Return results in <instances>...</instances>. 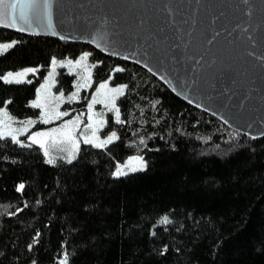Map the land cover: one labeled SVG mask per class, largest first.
Here are the masks:
<instances>
[{
  "label": "snow or ice",
  "instance_id": "6c2138e0",
  "mask_svg": "<svg viewBox=\"0 0 264 264\" xmlns=\"http://www.w3.org/2000/svg\"><path fill=\"white\" fill-rule=\"evenodd\" d=\"M242 3L246 19L237 23L226 10L240 9L241 4L227 0H89L87 5L65 0H0V26L31 34L51 33L65 42L59 52H49L39 63L21 64L0 73V86L13 93L0 94V177L11 171L10 166L23 162L22 150L27 149L29 154L35 150L42 154L46 165L63 164L65 171L71 173L70 176L61 173L64 179L57 180L59 187L54 191L63 196L73 186L87 185L83 188L86 195L81 197V207L96 212L100 210L99 201L87 179L93 165L86 159L93 149L98 150L97 156L103 155L109 160L107 175L112 178V188L122 186L126 178L151 169L152 154L160 151L159 144L150 148L147 142L156 136L155 132L137 135L138 130L134 129V138L127 141L130 154L121 159H116L109 150L110 146L119 147L116 142L121 141V132L112 126L106 113L112 114L111 120L116 125L123 126L126 121L120 98H126L130 89L139 95L142 88L138 74L124 82L110 83L117 73L128 69L121 62L108 66L107 56L96 54L97 49L143 65L149 72H155L172 92H177L182 85L214 99L221 107L237 108L242 117L252 121L247 125L250 129L256 121L264 125V0H259V4L249 0ZM66 9L71 13L65 17L70 25L68 33L59 30L55 21L57 11L63 15ZM76 42L85 43L77 47ZM19 43L14 38L0 42V54ZM133 45L135 52L125 50ZM105 67L106 78L94 83L98 71ZM161 68H167L168 72L160 74ZM62 80L66 87L61 86ZM25 85L32 87L25 88ZM90 88H94L89 93L91 98L82 109L62 107L85 99L82 89ZM179 94L184 95L182 89ZM162 99V96L154 98L146 106L159 112ZM17 103L21 111L32 114H14L12 106ZM97 104L103 107L98 109ZM135 109L140 113L143 129L149 123L144 119V106L137 104ZM163 119L153 116L150 123L159 125ZM220 119L225 121L223 115ZM38 123L47 127H34ZM248 135L254 143L253 133ZM255 135L264 137V132L257 131ZM232 136L239 140L236 132ZM252 151L255 152L254 147ZM26 183L22 179L14 181L13 187L23 195ZM224 183V177L219 175L185 179V184L193 191L213 189ZM42 202V199L30 202L25 197L15 211L5 206L4 214L15 217L30 204L38 208ZM118 211H122L127 222V201ZM153 219L155 222L144 233L151 238L147 248L138 243L144 238L139 225L129 226L127 233L121 225L122 235H126L135 248L129 252L133 264L145 252L148 254L145 260L152 264H159L161 260L167 264L177 256L184 258V264H217L225 255L232 236L240 232L237 229L236 233L224 235L229 231L225 225L229 220H236V216L225 215L221 219L219 212L192 205H184L183 210L179 205L168 208ZM84 227L83 223L70 226L51 252L42 244L40 230H34L23 244L19 240L15 243L0 240V264H80L85 254L94 256L105 236H112V232L91 231L85 235ZM245 243L257 256L264 257V223L253 227Z\"/></svg>",
  "mask_w": 264,
  "mask_h": 264
},
{
  "label": "trees",
  "instance_id": "16d2710c",
  "mask_svg": "<svg viewBox=\"0 0 264 264\" xmlns=\"http://www.w3.org/2000/svg\"><path fill=\"white\" fill-rule=\"evenodd\" d=\"M13 38L20 43L7 53L0 54V73L14 70L21 64L39 63L46 54L59 52L65 44L51 37L26 36L0 29V42ZM81 45L76 43L77 47ZM96 54L105 56L98 51ZM117 62L124 63L128 70L117 73L112 83L130 80L138 74L142 90L136 95L130 89L126 98H120L126 123L123 126L114 124L121 132V141L116 142L118 148L112 149L110 146L109 150L116 159H121L123 155L130 154L127 141L134 138V129L138 130L137 135L147 136L148 133L155 132L156 136L147 142L150 148L159 144L160 151L152 154L151 159L154 162L151 169L126 178L122 186L112 188V178L107 175L109 160L103 155L97 156L98 150L93 149L91 155L86 156L93 165L87 179L88 184L95 190L100 210L88 212L81 207V197L86 195L83 188L87 185L73 186L71 191L61 196L58 191H54L59 187L56 182L58 179L62 181L64 176H70L71 173L65 171L63 164L59 167L46 165L41 153L33 150L29 154L24 149L23 162L10 166L11 171L0 177V240L10 243L19 240L23 244L34 234V230H40L42 244L51 252L57 241L67 234L70 226L76 227L77 223H83L85 235L91 231L112 232V236L104 237L103 245L96 250L94 256L85 254L81 257L80 264H133V256L129 252L130 249L135 251V248L127 236L122 235L121 225L124 233L129 231V226L139 225L140 235L144 238L138 243L140 247L147 248L151 238L144 233L155 222L153 217L177 205L181 210L184 205H192L219 212L221 219L225 215L237 217L225 225L229 231L224 235L236 233L237 229L240 232L232 236L225 255L217 260V264H264V257L257 256L245 243L253 227L264 223V137L255 139L253 143L252 138L230 129L215 117L183 102L144 69L107 56L108 66H114ZM107 74L106 67L99 70L94 83L106 78ZM145 81L148 83H144ZM0 94L13 93L0 86ZM161 96L163 99L159 112L146 106L148 101ZM137 104L144 106V119L149 121L143 129L140 128V113L135 109ZM74 106H77V110L84 107L83 102L75 103ZM12 111L19 115L32 114L31 111H21L18 103L12 106ZM153 116H162L164 119L159 125H153L150 123ZM129 120L132 123H127ZM233 132L237 133L239 140L232 136ZM229 137L232 139L229 140ZM253 147L255 152L252 151ZM62 172L64 176L61 175ZM204 174L222 176L225 183L213 189L196 191L185 184L187 177ZM21 179L27 182L23 195L13 187L14 181ZM25 197L30 202L36 199H42L43 202L38 208L30 204L15 217L4 214L5 206H8L9 211H15ZM125 201L128 203L127 222L122 211H118ZM72 221L77 223L70 224ZM216 227L219 228V225ZM147 255L145 252L135 264H152V261L145 260ZM177 260L184 264L182 256L174 257L167 264H177ZM159 264L165 262L161 260Z\"/></svg>",
  "mask_w": 264,
  "mask_h": 264
},
{
  "label": "water",
  "instance_id": "95a60500",
  "mask_svg": "<svg viewBox=\"0 0 264 264\" xmlns=\"http://www.w3.org/2000/svg\"><path fill=\"white\" fill-rule=\"evenodd\" d=\"M65 2L83 3V4L87 5L89 3V0H65ZM227 2L228 3L241 4L240 9H227L226 10L231 19H234L235 22H237V23L241 19H246V10H245V7L243 6L242 0H227ZM249 2L259 4V0H249ZM70 14L71 13L66 9L64 11L63 15L59 11H57V13L55 15V21L57 23L58 29L64 33H68L70 31V25L65 20V17L70 15ZM258 17H259V13L257 12V18ZM0 29L8 30V31L18 33L21 35H26V36H36V37L45 36V37H51V38H55V39L60 40L59 37H56V36L52 35L51 33L31 34V33H27V32H19L17 30L8 29L4 26H0ZM60 41H62V40H60ZM76 43L84 44L85 42H76ZM92 47L94 48L95 46L93 45ZM125 50L130 51V52H135L136 46L133 45V47L131 49H125ZM96 51H98L99 53H101L105 56L112 57V58H115V59L123 61V62L131 63L133 65H136V66L144 69L145 71L150 73L152 76H154L171 93H173L176 97L181 99L183 102L189 104L190 106H192L193 108H196L197 110H200L204 113H207V114L215 117L216 119H218L221 123H223L224 125H226L230 129L235 130V131H237L243 135H246L248 137H249V135H248L249 132H252L254 139L262 138V136L255 135V133L257 131L264 132V125H261L258 121H256L255 123H253V127L251 129L248 128L247 127L248 123H251L252 121L248 120L246 117H242L241 111L238 110L237 108H232L231 110H229L228 108L221 107L214 99H209L208 97H206L204 95H201L197 92H194L191 88H183L182 85H180L178 87L177 92H172L171 87H169L167 84H165L163 81H161L159 79V76L155 72H149L148 69L143 67V65L136 64L135 61H124L123 58H118L115 56H111L107 53H102V52H100L99 49H97ZM165 72H168V69L167 68H161L160 74H164ZM168 75L171 77V73H168ZM173 83H176L174 78H173ZM181 89L184 92L183 96H181L179 94V91ZM185 96L188 97V99H185ZM193 101H195V102L193 103ZM200 105H203V107H201ZM221 115H223L225 117V121H227V123H225V121H221V119H220ZM250 138H252V137H250Z\"/></svg>",
  "mask_w": 264,
  "mask_h": 264
},
{
  "label": "rangeland",
  "instance_id": "374dc122",
  "mask_svg": "<svg viewBox=\"0 0 264 264\" xmlns=\"http://www.w3.org/2000/svg\"><path fill=\"white\" fill-rule=\"evenodd\" d=\"M110 83H112V81H110ZM61 86H65V87H66V85H64V84L61 85ZM69 90H70V89H69ZM93 90H94V88H90V89H82V96H84L85 99H83V100H81V101H78V102H73V103H71V104L66 103L65 105H62V107H72V108H74V109L77 110V106H74V104H75V103H79V102H83V105L85 106V104H86V102H87V99H90V98H91L90 95H89V93H90L91 91H93ZM96 107H97L98 109H100V108H102L103 106L100 105V104H97ZM106 115L109 116L110 123L112 124V126H113V127H116V126H114L115 122H114L113 120H111V115H112V114H111V113H106ZM40 126L47 127V125H43L42 123H38V124H37L36 126H34V127H40ZM108 130H111V129H108ZM103 134H106V132L103 133ZM54 151H55V149H54Z\"/></svg>",
  "mask_w": 264,
  "mask_h": 264
}]
</instances>
